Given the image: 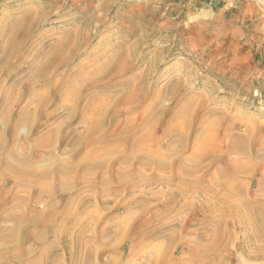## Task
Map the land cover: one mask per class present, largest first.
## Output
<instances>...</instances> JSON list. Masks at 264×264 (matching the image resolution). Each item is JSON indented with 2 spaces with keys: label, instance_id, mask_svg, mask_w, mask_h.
<instances>
[{
  "label": "rangeland",
  "instance_id": "374dc122",
  "mask_svg": "<svg viewBox=\"0 0 264 264\" xmlns=\"http://www.w3.org/2000/svg\"><path fill=\"white\" fill-rule=\"evenodd\" d=\"M40 1L0 0V22L3 18H17L22 12L42 10ZM235 2L247 3L264 13V0H64L63 6L49 13L45 22L35 30L23 52L30 54L32 44L42 37L47 38L43 47L44 54L62 34L76 29L84 14L91 13L101 18L102 21L94 25L92 46L79 54L70 71H66L69 72L67 75L82 66L85 73L89 74L102 65L112 52H116L118 47L126 45L124 49L129 50L130 46H137L138 52L133 55V68L115 81V84L124 85L111 95L110 100L113 101L107 128L109 132L122 128L128 119L130 121L127 126L129 130L132 127L133 138L139 134L148 135V139L150 128L153 130L154 127L157 130L156 137L163 138L157 146L148 143L151 145L150 152L155 155L150 156V159L154 158L150 160L147 169L140 170L137 164L134 165L138 156L125 152L121 156L105 157L101 163L96 164L98 169L80 178L78 173L82 162L74 158L73 150L80 151L82 159L83 155L93 150L102 152L112 144L102 143L101 138L97 137L94 143L79 145L77 139L84 136L87 126H77L74 123L67 129L65 122H61L66 109L49 120H45V114L53 109V104L42 110L36 122V133L29 126L26 139L24 132L21 139L28 147L25 159H35L39 170L49 175L47 185L43 186L47 189L37 183H18L7 178V174L0 169V203L5 201L3 208L0 204V218H6L0 220V235L7 233L11 236L7 244L12 243L14 247L15 233L12 235L11 231L17 226V219L23 218L22 206L25 200H29L31 208L34 206L31 209L32 218L44 213L42 222H45L51 215H56V225L54 229L47 231V238L40 242L35 239L42 234L40 228L33 230L25 227L24 232L29 231L26 232L27 239L22 250H17V247L12 250L13 254H17V263L4 257L5 260L0 264H44L41 255L45 256L46 264H85V256L77 253L82 244L76 241L77 228L73 225V218L83 212H87L89 216L82 226L87 229L91 227L85 235V241L98 240V233L107 228L110 233L108 236L102 233L101 238L105 236L104 242L111 238L109 249L103 251L99 247L100 255L90 260L89 264H264V63L247 64L249 79H258L259 76V80L253 83L256 94L250 95L248 92L249 109L226 111L223 108L225 90L229 92L233 85L230 68L225 63L229 49L214 46L218 33L212 25L213 18L203 12V8L210 7L214 10L222 4ZM127 54L129 57L132 55ZM33 58L31 55L28 57L25 71L20 70L15 73V77L28 76V67L38 61ZM152 62L156 63L157 70L153 71L149 84L151 92L156 95L145 98L140 104L134 98L142 87L137 78ZM16 64L18 63L11 68H15ZM132 75L133 79H129ZM3 76L4 74L0 76L2 82L9 78L5 74L2 79ZM59 80L60 76L56 74L52 82ZM136 81L139 83H135ZM61 82H64L62 78ZM109 82L112 81L95 87H90L88 82L83 90L88 95ZM127 82L136 84L132 92L128 90L130 86ZM10 83L12 82L8 81ZM58 85L63 87L60 83ZM42 88L41 85L35 91L40 93ZM160 90L164 91L161 93ZM177 90L179 92L176 95ZM31 91L26 78L11 104L12 117L9 115V121L25 107L32 111L37 108L36 104L41 99L38 101V96ZM199 98H203L199 103L200 110H197V119L191 121L187 137L182 140V135L178 133L164 137L170 113L180 109L182 102L189 99L195 100L192 106L197 108L195 103H198ZM152 110L158 111L155 112V119L142 122L143 113ZM225 114L231 118L229 124L235 123L232 131L236 134L243 136L252 131L248 137H251L249 144L254 147L247 145L251 148L247 147V151L251 150L250 154L253 155L250 157L247 153L250 159H255L258 154V158L253 159L246 172L230 177L220 175L222 169L226 174L228 172L223 156L216 162L217 166H214L212 160L213 163L210 164L209 159L195 164L197 151L192 152L194 140L201 129L208 125V121L217 120L218 116ZM220 125L217 120V132L221 128L219 140L225 129ZM10 128L9 123L5 132L7 140L10 138ZM53 130H56L53 141L51 139L48 147L37 154L33 149V141L37 136L48 135ZM32 137L35 139L31 140ZM184 142L189 147L188 150H183ZM160 159L166 166L162 172L156 167L162 163ZM184 159L187 160L183 161ZM63 161L69 162L72 174L61 179L57 170ZM118 173L137 175L135 179L119 182ZM177 173L184 175L180 181L173 179ZM141 176L148 180H139L138 177ZM212 177H218V183L223 184L224 189L212 186V191L210 185L213 195H208L211 199L205 197L202 190H207L206 183ZM62 183H67L69 188L66 189ZM225 185L227 186L224 187ZM70 187L73 189L70 190ZM228 190L232 191L233 200L228 201ZM51 201L53 204L48 213ZM250 204L255 209L254 216L242 220L241 215L249 214L245 207ZM217 205H221L223 209L217 208ZM79 226L82 227L80 224ZM54 230L57 232L56 238ZM66 231L68 233L64 235ZM5 244L4 238L0 236L2 250ZM69 247L74 252L77 250L76 253L80 256L76 263L72 262L74 255L70 256ZM1 253L4 256L6 250Z\"/></svg>",
  "mask_w": 264,
  "mask_h": 264
},
{
  "label": "bare ground",
  "instance_id": "6f19581e",
  "mask_svg": "<svg viewBox=\"0 0 264 264\" xmlns=\"http://www.w3.org/2000/svg\"><path fill=\"white\" fill-rule=\"evenodd\" d=\"M63 1L64 0H41L40 4L42 10H38L37 12L34 11L22 12L21 15L17 18H3L0 22V76L2 74H4L5 76L6 74V77H9L4 82H2L3 80H1L0 78L1 80L0 81V169L7 174V178H11L12 180L18 183L24 181L28 183H37L40 184L39 186L42 187L43 189H47L43 186L47 185V182L49 180V175L47 173H43L41 169L39 170L38 168L39 165H36L37 162L35 159H31V160L25 159L24 155L27 154L28 147L23 143L24 140L21 138L23 132H24V138L26 137L29 126H31L32 129L31 131H33L34 134L36 133L35 132L37 130L36 122L39 120L41 116V111L44 110L45 108L47 109L52 104H53L52 105L53 109L49 111L47 114H45V120H49L53 118L55 115H57V113L62 112L66 109L67 111L65 113L66 115L63 116L61 122H65L66 125L65 127L67 129H69L74 123H76L77 126H87L88 130L84 134V136L77 139L79 145L83 146L87 143H94L97 137L101 138L102 143L112 144L110 145L111 146L110 148L104 149L102 152H97L96 150H93V152H89L86 155H83L84 159L83 158L81 159L82 154L80 151H78L77 149L73 150L72 153L74 155V158L77 159L78 162L80 163L82 162L78 173L79 174L78 176L80 178H82L84 175H90L92 170L98 169L96 164L101 163L105 157L107 156L113 157L118 155L121 156L126 153L131 156L137 155L138 156L137 162L134 165L137 164L140 170L147 169L149 168L150 160L154 158L153 156L150 159V156L154 153L150 152L151 145L148 143L151 142L153 145L157 146L159 143H161V139L163 138V137L162 138L156 137L157 130H155V127L153 130L150 128V134L148 139H146V136L148 135H139V134L135 135V137L133 138L131 136V134H133L132 127H130L129 130V127L127 126V123L130 121L128 119L125 120V124H124L125 126L122 128H117L115 130H112V132H109L107 128L109 112L111 111V103L113 101L110 100V98L112 97L111 95L115 93L117 90L119 91L121 87L124 85L122 83L115 84V81L120 77H123L125 74H127V72H129L133 68V55L137 54L138 52L137 46H130L128 48L129 50L124 49L126 45L118 47V50L116 52H112L106 58V60L103 62L102 65L95 68L89 74L85 73L84 68H82L84 66H82L81 67L82 69L80 68L74 71L72 74H69V76L67 75L69 72L66 71H70L71 65L77 60L79 54L89 49L92 46L91 40L95 35L93 33L94 25L95 23H100L102 21L101 18H98L97 16L91 13H87L86 15L84 14V16H82L79 19L78 21L79 25L77 26V28L68 32L67 34H62L59 38L55 40L52 47L49 48V50L46 51L44 54H42L43 47L44 44L46 43L47 38H42V37L38 39V41L32 44L31 47L32 51L30 52V54L26 55L25 52H23L24 47L30 41L31 36L34 34L35 30L45 22V20L48 18L49 13L52 10L58 9L61 6H63L62 5ZM251 7L253 8V6ZM251 7L250 9L252 10ZM197 17L201 18V16L198 15ZM127 53L132 54L131 55L132 58L129 57ZM30 55L36 58L35 60L38 61L36 64L30 65L28 67L30 73L26 78H28V82L31 86L32 89L31 93H34V95L38 96V101L39 98L41 100L39 101V103L36 104L37 108L35 110L33 109L32 111L25 107L18 113H15L14 117L12 118V121H9V115L10 117H12L11 104L14 102L17 96V91L21 83L26 79L24 76L15 77L16 76L15 73L20 72V70L21 72L25 71L26 62ZM130 58L131 60H129ZM242 62H244L243 59ZM15 63H18L16 64V67L11 68ZM156 70H157L156 63L152 62V64H150L147 67V69L144 72H142L141 75L138 76L137 78L138 79L137 81L140 80L139 82L142 87H140L138 93H135L134 98L136 101H139L140 104L144 101L145 98L151 97L152 95H156L151 92L150 90L151 86L149 84V80L153 75V71L155 72ZM62 71L64 72L62 73ZM56 74H59L60 80L56 82H52L53 77ZM4 76L2 79H4ZM23 78L25 79L22 80ZM61 78L64 80L63 83L61 82ZM129 79H133V75ZM8 81L12 83L8 84ZM108 81H112V82L107 83L105 86L96 88L95 89L97 90L96 92L89 93L88 95H86L85 90H83V87L88 82H89L88 85H91L90 87H95ZM137 81L135 83H139ZM57 82L62 84L63 87L61 88ZM135 83L127 82V84L130 86L128 90L132 92L136 88ZM41 85L43 86V88L41 89L42 92L40 93L36 92L35 89ZM163 91L164 90H160L159 92L162 93ZM178 92L179 90H177L176 95L178 94ZM101 95H104V97H101ZM194 101L195 100L193 99L185 100L184 102H182L180 109L170 113L171 115L164 129L166 132L164 137H171L172 135H175L177 133L180 134V136L182 135L181 136L182 140L183 138L185 139L187 137L188 135L187 133L191 128L190 126L192 123L191 121L193 119V115L196 113L194 112L195 108L192 106ZM68 107L69 109H67ZM155 112L158 111L156 110L145 111L141 119L142 122H147V120L150 121L155 119ZM216 121L217 120H213L210 122L208 121V125H206L201 129V132L194 140V146L192 148V152L197 151L195 155L196 157H194L195 164H201L205 160L209 159L210 161L212 160L214 162V166H217L218 164H216V162H218V159H220L223 156V158L226 160L225 162L226 172L228 171L226 175H229L230 177L246 172L248 168H250L249 166L254 159V158L253 159L249 158L248 153L250 154L251 148L250 146L249 147L247 146V145L253 146V144H249L251 137H248L251 136L252 131L250 133H247L248 135L247 134L243 136L238 135V133L236 134L234 131H232L235 128V123L232 124L227 123L223 132L222 139L219 140L218 138L220 137H218V135L220 134L221 128L220 130L218 128V132H217V129L215 128ZM9 123L11 124V128L9 130L10 138H8L7 140L6 138L7 135L5 132H6L7 124ZM56 130H53L48 135L43 134L37 136L36 139L34 137L31 138V140L35 139L33 141L35 145L33 149L37 151V154L38 151L43 152V150L48 147L51 139L53 141ZM140 133L146 134L144 132H140ZM25 146L26 148L24 149ZM262 146L264 148V145ZM121 147L122 149H124V151H122ZM247 147L250 148L249 152L247 151ZM96 148H98V146ZM188 148L189 147L185 145L184 142L183 150H188ZM224 149H228V150L222 152ZM251 154L250 157L253 155ZM232 155H235V157H233ZM257 158H258V154L255 156V159ZM185 160L187 159H184L183 161ZM159 161H161V159ZM212 161L210 162V164L213 163ZM161 162L162 163L156 166L158 168V171L160 172L164 171L166 167L164 165V161L162 160ZM61 163L62 164L59 166L57 172L60 174L61 179H63L64 177L70 176V174L72 173L70 171L69 162L63 161ZM182 167L185 171H188V169L185 168V166ZM136 175L137 174H135L134 176L131 175L129 176L118 173L117 179L119 180V182L120 181L123 182L126 179H133V178L135 179ZM183 177H184L183 174L177 173L176 176H173V179L175 181H180V179ZM218 177H216V179L212 177V179H210L209 182L206 183V188L208 191L206 189L202 190V193H204L205 197L211 198L210 195H208L209 193L213 195V192L212 193L210 192L211 191V189L209 188L210 185H211L210 187L218 186L221 189H224L223 184H219L220 182L218 183ZM138 179L142 181H146L145 179L147 178L143 179L141 176L138 177ZM214 179L217 181H215ZM62 184L66 187V189L69 188V185L67 183H62ZM226 186L227 185H225L224 187ZM213 187H212V191H213ZM72 189L73 187L72 188L70 187V190ZM228 192L230 193L228 194L230 196V198H228V201H230V199H232L233 193L232 191L229 190ZM235 194L236 196L238 195L237 193ZM235 194L233 195L234 197ZM245 208L246 211L249 212V214L246 213V215H241L242 220L254 216L253 213L255 209L253 205L251 204L247 205V207ZM234 213H236V211ZM88 216L89 215L87 212H83L80 213L75 218L72 217L74 219L73 225L77 228L75 230L76 241L78 242L80 241V244H82L80 245L78 252L77 250L74 252V250H71V248L69 247L70 256L74 255V258L72 259V262L74 263H76L80 258V256L77 255V253L79 255L85 256L84 262L85 264H89L88 262L90 260L92 261L100 255L101 250L98 249L99 247L102 248V250L104 251L105 249H109L108 246L111 245L110 243L111 238H109L106 242L103 241L105 236L101 238L102 233L107 234L108 236V233H110V230L108 228L105 229L104 232L102 230L98 233L99 234V236L97 235L98 240L96 241L92 240V242L87 240L85 241L84 239L85 235L91 229V227L90 229L89 228L87 229L85 226H82V224L84 220L87 219ZM55 220H56V215H51L49 217V220L45 222H42L43 221L42 219L40 220L37 219V222L39 221L37 223V227L40 228L39 231H41L42 233L41 235L35 238L37 241L40 242L47 238L48 235L47 231L54 229L56 225ZM17 221L18 223H20V220L17 219ZM79 224L82 227H80ZM28 226L29 224L26 225V227ZM127 226L128 225H125V227ZM19 228H21V226ZM19 228L17 231H20ZM124 230L125 228L123 229V231ZM53 232L54 235L56 234L55 235L56 238L57 237L56 230H54ZM67 233L68 231H66L64 235H66ZM16 237L17 235L13 239L15 240ZM59 237L63 241L62 234H60ZM113 239H116V237ZM10 240H11V236L10 237L7 236L6 238H4L6 244ZM94 243L96 245H94ZM115 247H111V248L114 249ZM2 251H3L2 248H0V263L3 260L1 253ZM12 262L14 261L12 260Z\"/></svg>",
  "mask_w": 264,
  "mask_h": 264
},
{
  "label": "crops",
  "instance_id": "0c3cea01",
  "mask_svg": "<svg viewBox=\"0 0 264 264\" xmlns=\"http://www.w3.org/2000/svg\"><path fill=\"white\" fill-rule=\"evenodd\" d=\"M248 5L249 4L244 3V2H239V3L235 2V3H230V4L226 3V5L222 4L221 7L216 8L214 10L210 7L207 9L203 8V12L208 14L209 18H213V19H211L213 22L212 25L215 27V30L218 33V35L215 36L214 46L217 48H225V49L228 48L229 49V51L227 52V54H228L227 59L228 60H226L225 63L230 68V75H231L230 80H231V83L233 81V85L231 84L232 86L230 87L229 92L225 90V94H224V106L225 107H223L228 112H231V111H247L249 109L248 108L249 103H247V101H248L247 97L249 95L248 92H250V95H253V93L256 94L257 91L253 89V83L255 81L259 80V76H258V79H257V77L249 79L250 75L247 74L248 73L247 64H253L254 65V63H257V64L264 63V13L261 10H259V8H252V10H251L250 9L251 5H249V6ZM235 32H237V33H235ZM231 36H233V37H231ZM216 39H217V41H216ZM233 54H235V55H233ZM242 59L244 62H242ZM249 80H250V84H249ZM209 95H211V94H209ZM212 95H216V94H212ZM244 96H245V98H244ZM201 99L203 100V98H199L198 103H195V105L198 107L194 109V112H196L193 115L194 120L197 119L196 114H197V110H200L199 109V106H200L199 103H200ZM223 108H222V110H224ZM217 120H219V124L223 125V129H224L226 124L231 120V118L229 115L225 114V115L218 116ZM218 137H220V134L218 135ZM220 172H221L220 175H223V176L226 175V173H225V171H223V169L220 170ZM0 188H2V187L0 186ZM12 198H13V196H12ZM28 201L29 200H25V203L22 206L23 218L20 220V223H18L17 226L14 227V229H12V231H11L12 235H13V233H15V236L17 235L15 242H14L15 243L14 247H17L16 248L17 250L18 249L22 250L23 244L27 239V233L26 232L29 230H25V232H24V228L26 227V225L27 224H29V226L31 225L29 229L34 230V229H36L37 223L39 222V221L37 222V219L40 220L44 216V213H42V214H39V215L35 216L34 218H32L31 217V209L34 206L31 208ZM4 202L5 201L0 203L1 207L3 206ZM51 202L52 203L49 207V211L47 210L48 213L51 211V206L53 204V201H51ZM211 208H214V206H212ZM217 208L223 209V207L221 205L220 206L217 205ZM0 220H6V218H4V219L0 218ZM21 221H22V223H21ZM23 222H25V223H23ZM20 226H21V228H19ZM28 227H26V228H28ZM18 228L20 231H17ZM0 236H1V238H6L8 235H7V233H3ZM18 242H19V244H18ZM14 247H13L12 243H9V245L8 244L4 245L3 250L4 251L6 250V253H4V256L2 255L3 260H5V258H6L9 260H13L15 263H17V254L16 253L13 254L14 251L12 252V250H15ZM11 255H13V257H11ZM41 256H42V261L44 260L45 261L44 264H46L45 256L44 255H41Z\"/></svg>",
  "mask_w": 264,
  "mask_h": 264
}]
</instances>
